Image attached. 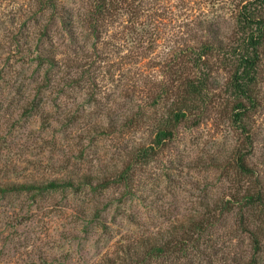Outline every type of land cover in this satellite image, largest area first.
Wrapping results in <instances>:
<instances>
[{
	"label": "rangeland",
	"instance_id": "374dc122",
	"mask_svg": "<svg viewBox=\"0 0 264 264\" xmlns=\"http://www.w3.org/2000/svg\"><path fill=\"white\" fill-rule=\"evenodd\" d=\"M233 2L0 0V264H264V57L239 117L208 54L189 115L164 120L211 37L200 25L232 38ZM25 95L41 102L27 115ZM146 236L163 253L145 257Z\"/></svg>",
	"mask_w": 264,
	"mask_h": 264
},
{
	"label": "trees",
	"instance_id": "16d2710c",
	"mask_svg": "<svg viewBox=\"0 0 264 264\" xmlns=\"http://www.w3.org/2000/svg\"><path fill=\"white\" fill-rule=\"evenodd\" d=\"M233 6L231 12L233 15V24L231 27L232 38L228 42H223L220 38V34L216 30L211 27L204 29L202 25H200L201 30L204 32L206 31L205 34L207 33V35H211V37L210 39L206 37L199 48L195 49L194 47L190 50L192 57L191 62H194L193 67H195L196 70H194V74L184 78L183 83L185 85L181 90L183 96L180 99L176 98L175 101H173L175 107H173L172 111H168V114L164 119L174 120L171 127H176L179 120L189 115L188 108H191L192 106L188 107L185 103H193L207 86L206 80H208V77L203 73V69L206 68L204 65L206 62L205 58L208 54H214L216 58H219L223 66H226L231 70L227 83L235 96L231 114L232 117L237 118L241 115L240 113L246 112L247 107H250V105L246 106L245 101H248L252 106L257 104V96L254 92V88L259 81L260 66L264 57V0H234ZM107 10L109 9L103 8V13ZM95 29L96 28L93 27V31H95ZM47 82V79H44L41 82V85L47 84ZM39 91L40 90H38V92ZM24 97L26 99L23 106V114H31L33 109L40 108L39 105H41V102L38 104L34 103L38 99L35 97L32 100L28 99L27 95ZM172 135L170 126L161 127L156 131L154 142L157 144L161 140L164 141L165 139H171ZM234 164L236 169L243 174L250 175L253 173L252 168L245 163L241 156L235 158ZM119 177L124 179L122 174H119ZM102 179L105 180L104 178ZM114 179L115 178H108L106 183L104 182L102 185L105 186L110 183L109 181H113ZM65 185L71 186L73 184L70 182L49 181L44 186L39 187L38 190H54ZM25 189L31 190L30 185L26 186L19 184L10 188V190ZM245 191H247V189H245ZM242 195V198L245 201V206L247 207L249 205L261 204L262 193L260 190H257L255 193L247 191V193ZM250 236H252L254 249L257 250L259 247V239L253 232L250 233ZM150 240V237L146 236L140 243L142 244L140 247H142V253H144V256L149 257L152 254L163 253V245L159 247L153 244L151 245ZM139 253V251L135 253L136 257ZM243 264H254V258H250L249 261L244 262Z\"/></svg>",
	"mask_w": 264,
	"mask_h": 264
}]
</instances>
